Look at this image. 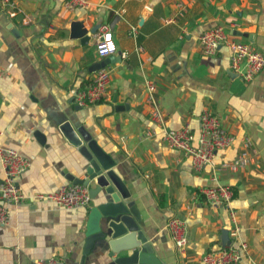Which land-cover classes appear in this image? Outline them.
<instances>
[{
    "label": "crops",
    "instance_id": "1",
    "mask_svg": "<svg viewBox=\"0 0 264 264\" xmlns=\"http://www.w3.org/2000/svg\"><path fill=\"white\" fill-rule=\"evenodd\" d=\"M6 8L14 14L0 7V147H12L29 161L15 178L21 192L46 193L70 182L68 174L83 177L85 159L60 130L63 122L82 126L115 159L133 214L163 264H202L204 251L239 241L245 250L231 264H264V63L243 80L229 69L227 44L204 54L198 43L201 31L221 25L228 39L250 43L264 58V0H86L70 9L64 0H11ZM72 20L93 29L86 41L69 36ZM103 22L116 46L105 63L110 67L107 92L79 106L74 92L96 69L89 67L102 59L94 41ZM145 79L155 83L167 127L186 124L196 130L200 112L209 109L234 141L194 170L149 120ZM145 126L156 133L144 135ZM243 136L258 150L256 161L221 169ZM214 184L231 188L228 203L204 199L199 189ZM97 199L69 208L32 196L3 203L7 220L0 224V264L47 258L76 264ZM170 217L184 221L183 251L168 235ZM108 260L104 248L95 245L83 264Z\"/></svg>",
    "mask_w": 264,
    "mask_h": 264
},
{
    "label": "built area",
    "instance_id": "2",
    "mask_svg": "<svg viewBox=\"0 0 264 264\" xmlns=\"http://www.w3.org/2000/svg\"><path fill=\"white\" fill-rule=\"evenodd\" d=\"M11 4V0H0V7L6 9L11 16L13 11L6 7ZM67 8L76 5H86V0H64ZM134 34L135 28L131 26ZM198 43L204 54H213L219 45L224 43L230 49L229 69L243 80H249L258 72L264 63L262 53L248 42L228 39L225 35L224 27L214 25L200 32ZM116 46L113 40L110 27L105 23H100L97 27L94 41V50L99 58H103L115 51ZM137 51L142 50L141 45H136ZM122 55L125 51L120 52ZM110 77V67L107 64L94 69L88 81L74 92V102L76 105H87L101 100L107 92ZM146 89L145 103L148 107V117L151 123L160 130L161 139L169 147L178 149L190 160L194 170L199 171L211 163L214 153L218 149L229 146L234 141V136L228 132L221 124L219 117L209 109H203L198 116V127L196 130L190 129L184 124L182 127L173 129L165 125V117L155 96V83L145 79ZM143 133L146 136L154 135L155 129L145 126ZM240 148L229 161L220 164L221 169H240L256 161L258 150L250 143L247 137H241ZM0 163L2 165V177L0 181V224L6 222V209L3 203H19L24 197H36L47 199L62 207H77L85 205L89 201L87 187L81 183H62L56 190L46 193H33L25 195L18 188L15 178L23 172L29 165L26 157L18 153L12 147H0ZM204 199L210 204L228 203L232 190L228 185L214 184L203 186L200 189ZM168 235L178 251H183L186 246L185 225L179 217H170L166 221ZM264 230V223H263ZM235 235V230L230 231ZM245 243L239 241L237 244H228L214 249L204 251L199 261L202 264H231L236 263L243 251ZM36 264H62L53 258L35 260Z\"/></svg>",
    "mask_w": 264,
    "mask_h": 264
},
{
    "label": "water",
    "instance_id": "3",
    "mask_svg": "<svg viewBox=\"0 0 264 264\" xmlns=\"http://www.w3.org/2000/svg\"><path fill=\"white\" fill-rule=\"evenodd\" d=\"M92 32L93 29H85L81 21L69 22V36L79 37L81 42L86 41ZM110 58L111 54L93 63L90 70L102 66ZM60 130L85 159L80 166L83 177L68 174L67 180L85 185L90 198H98L89 209L81 254L76 264H83L85 256L95 245L104 248L109 257L105 264H163L133 214V201L115 159L82 126L74 128L63 122Z\"/></svg>",
    "mask_w": 264,
    "mask_h": 264
}]
</instances>
